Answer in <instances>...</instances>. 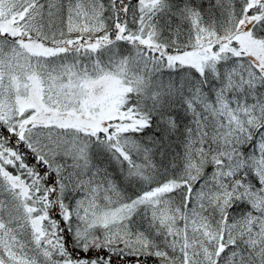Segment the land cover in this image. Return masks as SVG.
<instances>
[{"label": "snow or ice", "instance_id": "6c2138e0", "mask_svg": "<svg viewBox=\"0 0 264 264\" xmlns=\"http://www.w3.org/2000/svg\"><path fill=\"white\" fill-rule=\"evenodd\" d=\"M0 264H264V0H0Z\"/></svg>", "mask_w": 264, "mask_h": 264}]
</instances>
